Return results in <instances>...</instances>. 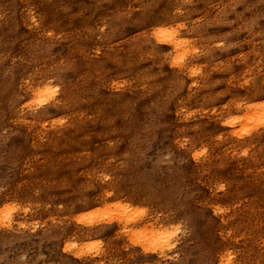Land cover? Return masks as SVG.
<instances>
[{
    "label": "rangeland",
    "instance_id": "1",
    "mask_svg": "<svg viewBox=\"0 0 264 264\" xmlns=\"http://www.w3.org/2000/svg\"><path fill=\"white\" fill-rule=\"evenodd\" d=\"M0 264H264V0H0Z\"/></svg>",
    "mask_w": 264,
    "mask_h": 264
}]
</instances>
